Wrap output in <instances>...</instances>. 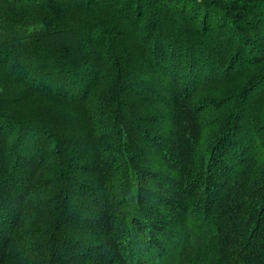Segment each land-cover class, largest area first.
<instances>
[{
	"label": "trees",
	"instance_id": "trees-1",
	"mask_svg": "<svg viewBox=\"0 0 264 264\" xmlns=\"http://www.w3.org/2000/svg\"><path fill=\"white\" fill-rule=\"evenodd\" d=\"M0 264H264V0H0Z\"/></svg>",
	"mask_w": 264,
	"mask_h": 264
}]
</instances>
